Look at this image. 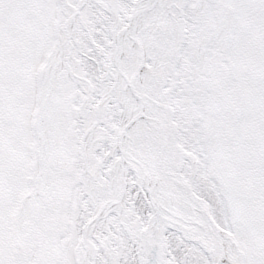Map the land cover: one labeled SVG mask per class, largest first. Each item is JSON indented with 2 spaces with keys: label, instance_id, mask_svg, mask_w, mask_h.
<instances>
[{
  "label": "snow or ice",
  "instance_id": "6c2138e0",
  "mask_svg": "<svg viewBox=\"0 0 264 264\" xmlns=\"http://www.w3.org/2000/svg\"><path fill=\"white\" fill-rule=\"evenodd\" d=\"M0 264H264V0H0Z\"/></svg>",
  "mask_w": 264,
  "mask_h": 264
}]
</instances>
